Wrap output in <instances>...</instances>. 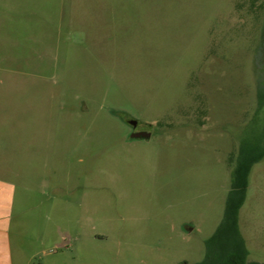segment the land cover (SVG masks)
I'll return each mask as SVG.
<instances>
[{"label":"rangeland","instance_id":"obj_1","mask_svg":"<svg viewBox=\"0 0 264 264\" xmlns=\"http://www.w3.org/2000/svg\"><path fill=\"white\" fill-rule=\"evenodd\" d=\"M263 56L264 0L16 3L0 22L13 263L200 261L238 145L264 130ZM238 218L264 260V157Z\"/></svg>","mask_w":264,"mask_h":264},{"label":"trees","instance_id":"obj_2","mask_svg":"<svg viewBox=\"0 0 264 264\" xmlns=\"http://www.w3.org/2000/svg\"><path fill=\"white\" fill-rule=\"evenodd\" d=\"M263 105L264 85L260 84L257 89L255 114ZM263 157L264 130L240 141L231 163L230 189L226 196L222 219L205 240L204 256L196 264H246L248 250L240 233L238 216L246 198L251 168Z\"/></svg>","mask_w":264,"mask_h":264},{"label":"crops","instance_id":"obj_3","mask_svg":"<svg viewBox=\"0 0 264 264\" xmlns=\"http://www.w3.org/2000/svg\"><path fill=\"white\" fill-rule=\"evenodd\" d=\"M16 3L25 4L26 0H0V22L2 21L4 22L8 20L9 13H13L16 8ZM14 195H15L14 184L9 180L0 178V264H14L13 248H12V227H13L14 204H15ZM238 224H239V218H238ZM241 235L245 241V245L248 250V257L246 264H264V260H260L252 257L249 247L247 245V241L242 233Z\"/></svg>","mask_w":264,"mask_h":264},{"label":"flooded vegetation","instance_id":"obj_4","mask_svg":"<svg viewBox=\"0 0 264 264\" xmlns=\"http://www.w3.org/2000/svg\"><path fill=\"white\" fill-rule=\"evenodd\" d=\"M131 120H133V119H130V120L126 121L127 125L131 128V131L127 134V135H128V138H129L131 141H135V140H148V139L150 138V136H149V137H138V138H131V137H130L131 134L134 133V132L145 131V130H143V129H139V128H138L139 124H138L137 121H136L137 123H136L135 126L130 125L129 122H130Z\"/></svg>","mask_w":264,"mask_h":264},{"label":"water","instance_id":"obj_5","mask_svg":"<svg viewBox=\"0 0 264 264\" xmlns=\"http://www.w3.org/2000/svg\"><path fill=\"white\" fill-rule=\"evenodd\" d=\"M129 123H130V125L135 126L137 122L135 120H131ZM149 136H150L149 132L138 131V132L132 133L130 137L131 138H138V137H149Z\"/></svg>","mask_w":264,"mask_h":264}]
</instances>
